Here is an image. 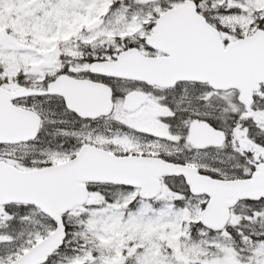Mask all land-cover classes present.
<instances>
[{
    "label": "snow or ice",
    "instance_id": "6c2138e0",
    "mask_svg": "<svg viewBox=\"0 0 264 264\" xmlns=\"http://www.w3.org/2000/svg\"><path fill=\"white\" fill-rule=\"evenodd\" d=\"M0 264H264V0H0Z\"/></svg>",
    "mask_w": 264,
    "mask_h": 264
}]
</instances>
